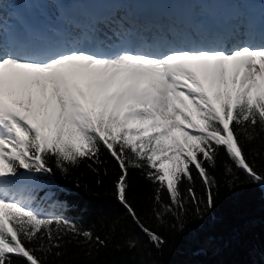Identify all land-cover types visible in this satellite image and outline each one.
<instances>
[{
	"label": "snow or ice",
	"instance_id": "1",
	"mask_svg": "<svg viewBox=\"0 0 264 264\" xmlns=\"http://www.w3.org/2000/svg\"><path fill=\"white\" fill-rule=\"evenodd\" d=\"M257 125L264 130V45L39 55L24 54L0 38V264H10L12 255L42 264L27 243L38 242L40 250L45 240L49 249L59 247L65 230L92 239L68 219L43 215L26 195L29 177L21 170L51 173L47 155L66 170L107 151L122 173L115 185L120 203L158 245L160 236L127 201V153L136 161L133 167L148 168V179L158 185V204L166 191L165 211L183 210L179 185L194 181L193 169L211 208L214 181L205 164L215 165L218 148L264 182L247 161L236 127ZM187 193L198 203L192 187Z\"/></svg>",
	"mask_w": 264,
	"mask_h": 264
},
{
	"label": "trees",
	"instance_id": "2",
	"mask_svg": "<svg viewBox=\"0 0 264 264\" xmlns=\"http://www.w3.org/2000/svg\"><path fill=\"white\" fill-rule=\"evenodd\" d=\"M192 1L166 3L179 12V2ZM236 127L247 161L264 176V130L259 125L255 130L245 126L247 131ZM127 155V201L140 222L158 234L162 243L151 241L120 203L115 185L122 173L107 151L102 148L98 160L84 159L67 165L66 170L49 154L45 158L51 173L21 170L30 178L26 195L43 215L68 219L93 236L88 240L65 230L59 247L49 249L45 240L44 250L36 241L26 242L42 264H264V182L253 180L236 167L223 148L217 149L214 166L205 164L214 181L213 207H207L205 185L193 169L194 181L183 180L179 185L184 208L173 212L163 207L169 203L166 191L160 193L161 203L156 202L158 185L148 179V168L133 167L136 161L132 153ZM189 187L198 203L188 196ZM97 236L103 244L96 241ZM10 264L26 261L12 255Z\"/></svg>",
	"mask_w": 264,
	"mask_h": 264
},
{
	"label": "bare ground",
	"instance_id": "3",
	"mask_svg": "<svg viewBox=\"0 0 264 264\" xmlns=\"http://www.w3.org/2000/svg\"><path fill=\"white\" fill-rule=\"evenodd\" d=\"M248 2L249 4H246L247 11L232 10L230 14L213 19L196 16L208 11L204 5H200L201 10L188 14V18L185 16L187 20L185 22L197 35L202 31L206 33L211 31L212 35L223 34L233 38V36L239 37L240 33L246 31V40L244 41L253 46L264 45V9L258 8L259 1L248 0ZM104 3L105 0H80L76 3L78 6L76 11H72L71 8L64 10V14L60 16V21L57 23L50 21L49 18H44L40 13H37V17H32V19L27 18L29 21H17L13 20V16L17 15L13 10H10L13 13L0 10V18H6L5 14L9 16L5 22L6 26L2 29L5 35L2 37L3 34L0 33V38L9 44L14 42L22 53L23 51L29 52L27 54L54 55L83 48L90 52L103 54L98 48L103 40H100V36L95 33L94 28L97 27L95 24L100 23L97 20L103 13ZM248 9H251L253 13H249ZM154 16V21L145 27L136 24L128 25L115 20L116 25L120 26V30L113 26H109V30H114L115 34L121 38L124 36V38L120 44H115L114 47L108 49L111 51L117 50L118 47L123 49L130 47L132 50L158 54L165 49L170 50L183 44L194 45V37L190 35L179 38V43L175 39L172 41L170 27L162 22V18L160 19L162 13L158 12ZM124 25L127 27L125 28ZM256 26L261 28L256 29ZM121 29L123 30L121 31ZM6 35H10V37ZM32 47L35 51L31 49Z\"/></svg>",
	"mask_w": 264,
	"mask_h": 264
},
{
	"label": "rangeland",
	"instance_id": "4",
	"mask_svg": "<svg viewBox=\"0 0 264 264\" xmlns=\"http://www.w3.org/2000/svg\"><path fill=\"white\" fill-rule=\"evenodd\" d=\"M79 1L80 0H0V10L9 11V12L10 10H13L17 14L13 16V20H17V21H22V20L29 21V19L27 18L32 19V17H37V13H40L44 16V18H49L50 21L57 23L60 21L59 20L60 16L64 14V10H68L69 8H71L72 11H76V8H78L76 3H78ZM123 1H127L128 3H130V5L128 6L124 5ZM165 2L166 0H144L143 3L139 4V2L135 0H105V3L103 4L104 5V9L102 11L103 13L100 16V18L97 20L100 23L95 24V26H97L98 28L97 27L94 28L95 33H98V36H100L99 37L100 40L101 39L103 40L99 44L98 48L101 49L103 54H105L106 52L107 53L106 55H108L111 54L108 52L110 51L108 50L109 47H114L115 44L116 45L120 44L117 43L120 37H118L116 34L113 33L114 30H109V26H113L116 29L117 28L119 29L120 26L116 25L115 20L116 21L121 20L122 22H125L128 25L136 24L138 26L139 25L142 26L144 18H149V17L155 18L153 14L158 13L159 10H161L163 12L162 13L163 17L162 16L160 17V19L162 18V22L164 24L166 23L170 25L176 23L175 26L177 28V26L180 25L179 22L181 18L175 17L176 15L169 9L168 4ZM179 3H180L179 4L180 13L183 14L184 16H187V18H188V14H192L193 12L197 13L199 10H201V8H199L200 5L205 6V4H209L213 6V10L211 12H205V14H197L196 16L211 17V19L225 16V14H230L232 10L247 11L246 4H249L248 0H243L237 3L235 1H230V0H196L193 1L192 4H187L184 2L182 3L179 2ZM257 6L258 8L260 7L264 9V2L259 1V5ZM145 8L149 11H147V13L143 14V16L140 17L138 12L142 13L143 11H145ZM122 9L123 10L126 9V13H125L126 16L132 17V23L127 21L128 18H126L125 16L121 17V14H124L122 13ZM248 10L249 13H253L251 9ZM5 15L6 18L3 19L6 22L7 17L9 19V16L8 14ZM110 15L111 16L113 15L112 19L109 17ZM185 21L187 20L185 19ZM124 27L126 28L127 26L124 25ZM259 28L261 27L256 26V29ZM122 30L123 29H121V31ZM245 32H242V34L240 33L239 37L233 36V38L226 37L223 34H220L218 36H211L212 34H207L205 31H202L201 34L197 35L187 26L183 35L174 34V32H172L171 39L172 41H174L173 39H175L179 43V38L183 36L190 35L194 37V41H193L194 45L189 44L187 46L183 44L181 45L182 48H201V47H220V46L234 47L236 44L247 43L246 41H244L246 40ZM31 49L35 51L33 47ZM23 53L27 54L29 52L23 51ZM29 181L30 178L28 179L27 182Z\"/></svg>",
	"mask_w": 264,
	"mask_h": 264
}]
</instances>
